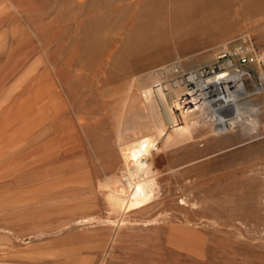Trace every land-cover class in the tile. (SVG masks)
I'll list each match as a JSON object with an SVG mask.
<instances>
[{"label":"rangeland","instance_id":"1","mask_svg":"<svg viewBox=\"0 0 264 264\" xmlns=\"http://www.w3.org/2000/svg\"><path fill=\"white\" fill-rule=\"evenodd\" d=\"M243 43L264 49V0H0V264H264L256 65L242 128L153 152L149 204L113 210L99 189L122 175L119 115L145 114L139 78Z\"/></svg>","mask_w":264,"mask_h":264},{"label":"bare ground","instance_id":"2","mask_svg":"<svg viewBox=\"0 0 264 264\" xmlns=\"http://www.w3.org/2000/svg\"><path fill=\"white\" fill-rule=\"evenodd\" d=\"M219 67L218 71L202 69L187 71L183 64L175 61L139 78V89L132 95V100L142 103L141 107L145 114L138 121L131 108L129 109L131 118L119 115L114 132L121 160L119 172L122 175H113L107 179L105 185L99 186L101 191L104 189L109 191L110 194L105 196L111 209L121 212L132 211L141 209L151 202L154 197L153 186L151 181L150 183L147 181L146 176L148 172H161L153 167L151 158L154 151L162 152L168 157V149L173 145L193 143L194 131L198 130L201 131V139L215 142L223 138L227 130V120L230 121L228 124L231 129L242 128L247 97L251 94L247 90L244 74L231 68L229 62L221 63ZM251 78L255 92H258L261 87L252 76ZM169 94L174 96L173 100L169 99ZM254 111L253 114L256 116L257 108ZM196 114H204V119L190 122L193 132L192 129L187 131V138H183L181 135L188 129L186 128L188 118L195 117ZM167 131L173 134L169 143L163 141ZM155 142L159 145L156 146ZM91 219L93 217H84L82 221L89 222ZM119 222H122V218L116 223Z\"/></svg>","mask_w":264,"mask_h":264},{"label":"built area","instance_id":"3","mask_svg":"<svg viewBox=\"0 0 264 264\" xmlns=\"http://www.w3.org/2000/svg\"><path fill=\"white\" fill-rule=\"evenodd\" d=\"M216 59L217 61L219 59L227 60L226 62L221 63L226 64L229 62L231 68L243 72L244 75L248 73L246 68L251 65H256L258 67V84L261 87L259 92H264V49L255 51L243 43L230 49L225 48ZM219 66L216 67V69L213 68L212 71H218L220 69Z\"/></svg>","mask_w":264,"mask_h":264}]
</instances>
